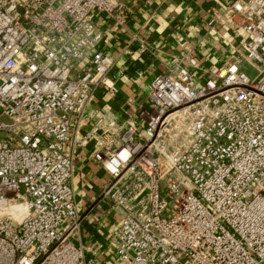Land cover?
<instances>
[{
  "label": "built area",
  "instance_id": "built-area-1",
  "mask_svg": "<svg viewBox=\"0 0 264 264\" xmlns=\"http://www.w3.org/2000/svg\"><path fill=\"white\" fill-rule=\"evenodd\" d=\"M129 1L0 0V264H264V0L210 11L218 66L183 39L143 87L148 46L105 50ZM81 161L107 176L88 208Z\"/></svg>",
  "mask_w": 264,
  "mask_h": 264
},
{
  "label": "crops",
  "instance_id": "crops-1",
  "mask_svg": "<svg viewBox=\"0 0 264 264\" xmlns=\"http://www.w3.org/2000/svg\"><path fill=\"white\" fill-rule=\"evenodd\" d=\"M229 2L230 0L129 1L130 13L123 27H118L111 20H102L101 25L110 36L105 50L113 55H119L129 42L135 50H138L141 44L148 46L149 49L141 53L140 60H137L132 71L128 72L138 74L141 71L145 74L138 80L142 87L152 73L162 68L163 61L176 51L183 39L194 41L198 37L205 36L198 46V57L203 58L205 66L213 68L229 55L226 46L228 43L219 35L207 34V20L211 10L222 11V5ZM220 30L225 34L228 42H237V32L227 30L226 33L224 27ZM152 51L158 52V56ZM130 61L129 56L121 57L117 68L129 66ZM128 85V82L122 84V93L118 100L109 101L115 102L117 106L126 99L137 98L133 88ZM106 177L97 164L91 161L79 163L74 182L77 197L84 200V208L90 207L98 199L99 188L106 181ZM111 221V218L105 214L97 224L86 220L83 227L85 240L95 237L102 239L100 231L105 232Z\"/></svg>",
  "mask_w": 264,
  "mask_h": 264
},
{
  "label": "rangeland",
  "instance_id": "rangeland-1",
  "mask_svg": "<svg viewBox=\"0 0 264 264\" xmlns=\"http://www.w3.org/2000/svg\"><path fill=\"white\" fill-rule=\"evenodd\" d=\"M108 205H99L95 210H94V214H93V219L95 220V221H99L102 217H103V215H104V213L106 212V210H107V207Z\"/></svg>",
  "mask_w": 264,
  "mask_h": 264
}]
</instances>
